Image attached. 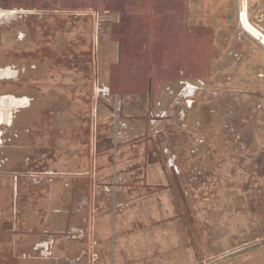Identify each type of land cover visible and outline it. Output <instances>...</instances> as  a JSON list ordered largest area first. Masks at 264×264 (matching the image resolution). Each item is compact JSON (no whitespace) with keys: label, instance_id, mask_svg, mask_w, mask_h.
Instances as JSON below:
<instances>
[{"label":"rangeland","instance_id":"1","mask_svg":"<svg viewBox=\"0 0 264 264\" xmlns=\"http://www.w3.org/2000/svg\"><path fill=\"white\" fill-rule=\"evenodd\" d=\"M236 3L0 0V264H264V46Z\"/></svg>","mask_w":264,"mask_h":264},{"label":"bare ground","instance_id":"2","mask_svg":"<svg viewBox=\"0 0 264 264\" xmlns=\"http://www.w3.org/2000/svg\"><path fill=\"white\" fill-rule=\"evenodd\" d=\"M238 20H239V24L241 25V27L245 31H247L248 33H250L255 39H257L259 41L260 44H262L264 46V32L261 29H259L257 26H255L250 21V19L248 17V10H247L246 0H243L242 1L241 8H240V11H239V14H238ZM8 71H9L8 69L5 70L6 75L8 74ZM5 99H6V97H5ZM7 99H9L8 101H9L10 105H12V107L14 108L15 105L17 104V100L15 99V97L9 96V98H8V96H7ZM2 108H4V107H2ZM8 118H10V117H8Z\"/></svg>","mask_w":264,"mask_h":264},{"label":"built area","instance_id":"3","mask_svg":"<svg viewBox=\"0 0 264 264\" xmlns=\"http://www.w3.org/2000/svg\"><path fill=\"white\" fill-rule=\"evenodd\" d=\"M253 24L263 31V29L257 23H253ZM240 27H241V25H240ZM242 30H244V29L242 28ZM202 84H203V82L201 80L182 81L181 82L180 95H182V98L185 101L187 106H189L191 104V100H192L194 93L200 88V86ZM101 91H104V89L101 88L100 92ZM2 142L3 141L0 138V143H2Z\"/></svg>","mask_w":264,"mask_h":264},{"label":"crops","instance_id":"4","mask_svg":"<svg viewBox=\"0 0 264 264\" xmlns=\"http://www.w3.org/2000/svg\"><path fill=\"white\" fill-rule=\"evenodd\" d=\"M223 1V0H222ZM242 1L243 0H236V6H237V4L239 3V4H242ZM251 2H253L254 4L252 5V6H256L258 3H260V5L261 6H263L264 4H262L263 3V0H253V1H251ZM246 3H247V10H248V13L250 12L249 11V9L248 8H250V1L249 0H246ZM252 4V3H251ZM260 7V6H259ZM260 9H261V7H260ZM235 14H236V9H235V6H233V10L231 11V13H230V20H231V22L233 23L234 22V20H235ZM252 16V17H254L256 14H254V13H249V15H248V17L249 16ZM258 15L259 16H261L262 17V19H264V12L262 13V14H260V13H258ZM257 15V16H258ZM15 99L17 100V104L15 105V107H14V109H16L17 107H22V106H25L26 105V103H28V98L27 97H15ZM3 134V133H2ZM2 134H1V136H2Z\"/></svg>","mask_w":264,"mask_h":264}]
</instances>
